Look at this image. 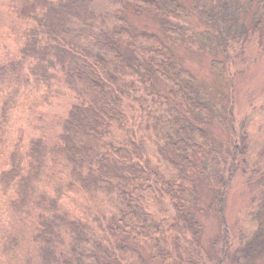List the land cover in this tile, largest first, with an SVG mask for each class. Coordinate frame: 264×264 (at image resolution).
<instances>
[{
  "label": "trees",
  "instance_id": "obj_1",
  "mask_svg": "<svg viewBox=\"0 0 264 264\" xmlns=\"http://www.w3.org/2000/svg\"><path fill=\"white\" fill-rule=\"evenodd\" d=\"M127 1L137 13L147 11L166 19L167 32L177 30L170 17H183L188 12L180 0ZM192 2V10L207 27L196 39L200 48L221 50L225 56V61L214 62V68L229 73L226 116L202 93L198 79L170 56L160 36L131 32L125 14L119 13L113 21L110 11L94 8L95 0H0V190L8 213L33 223L40 260L28 264H89L92 259L95 264L103 257L124 264H145L133 250L129 260V247L106 236V230L116 235V228L112 231L107 223L108 213L138 228L149 254L167 263L173 258L169 242L154 236L164 222L158 217L161 212L167 215L181 256L190 264L204 260L200 241L203 225L189 210L197 202L196 181L178 163L179 168L176 164L173 170L156 168L149 148L152 135L194 170L199 169L194 156L203 155L202 172L217 185L211 209L223 224L226 240L219 262L227 264L231 245L229 229L225 228V204L237 173L249 170L251 142L240 130L234 112L236 77L244 69L238 67L237 59L243 55L242 62L247 63L246 44L264 29V0L253 14L250 31L246 18L255 5L252 0ZM5 12L13 21L17 53L1 37L7 26L2 22ZM182 38L179 40L189 42ZM127 48L132 50L131 56L124 52ZM145 60L195 113L194 121L181 111L173 115L171 104L164 108L163 95L154 86L146 90L140 77ZM150 96L162 101L151 104ZM60 101H68L70 108L58 123L61 131L56 141L37 134L31 117L32 134L27 127H20L17 137H8L14 115L23 117L27 110L35 114L39 108ZM128 107L139 111L136 115L149 126L140 122L138 129L129 127L132 121H139L129 117ZM203 119L226 120L231 138L228 153L214 150L216 155H210L213 138L199 125ZM115 131L125 136L115 138ZM174 170L183 182L170 179ZM74 197L93 208L100 238L94 237L98 233L91 223L72 214L63 202ZM19 246L17 236L0 234V258L4 261L13 257ZM253 252L257 255L260 251L253 245L249 250L252 257Z\"/></svg>",
  "mask_w": 264,
  "mask_h": 264
},
{
  "label": "rangeland",
  "instance_id": "obj_2",
  "mask_svg": "<svg viewBox=\"0 0 264 264\" xmlns=\"http://www.w3.org/2000/svg\"><path fill=\"white\" fill-rule=\"evenodd\" d=\"M1 1L7 2L8 0ZM118 1L95 0L94 8L99 12L110 11L114 16L113 21L118 20L120 14H125L133 33L145 31L159 35L168 46L170 56L177 59L184 68L188 69L198 79L202 93L217 106L221 107L225 111L226 116L229 108V73L227 69L222 73L214 68V62L225 61V56L221 50L200 48L196 39L200 32L207 30V27L192 10V0H180L187 7L188 12L183 17H170V20L176 24L177 28L173 32H167L168 30L165 29L166 19L158 18L147 11L137 13L134 6L127 0ZM252 1L255 5L250 9L246 18L249 31L253 30L251 29L253 14L259 7L260 0ZM3 8L6 10V7ZM2 22H5L4 25L7 26L1 37L7 39L14 52L17 53L16 47L18 43L13 39L15 37L11 28L13 21L6 12ZM183 31H185L184 35H182ZM181 37L188 39L190 43L179 40ZM191 37L195 39V42L192 43L190 41ZM244 50H246L247 63L243 64V55H240L237 59L240 65L238 67L244 69L238 72L236 77L234 112L240 130L242 128L243 133L245 132L248 139L251 140L249 162L247 163V169L249 170L244 173L243 171L237 173L226 199L225 214L227 224L225 228L228 227L229 229L228 242L231 245L226 257H228L227 264H264V29L260 33H255L251 36V40L247 42ZM124 52L129 56L132 54L130 48L125 49ZM132 60L137 65L134 57ZM140 77L144 81L142 84L146 87V90H152V86H154L155 90L163 95L164 108L171 104L174 108L173 115H178V111H181L194 121L195 113L191 112L183 104V100L179 96H175L171 92L172 85L170 82L159 76L146 60L143 61V68L140 69ZM146 90H143L145 95L148 94ZM149 99L151 104L162 101L154 96H150ZM69 108L70 104L68 101H60L53 106L39 108L35 114L27 110V114L23 117L14 115L11 126L8 128L10 131L8 137L10 139L17 137L20 127H27L29 133L32 134L34 131L31 124L32 120V123L34 122V125H37L35 130L37 134L46 135L51 141H56L61 131L58 123L67 115ZM136 112L139 111L128 107L129 117L131 119L137 117L139 121L138 123L132 121L129 127L138 129L140 122L144 127H148L149 123L142 121H146V119L139 118ZM164 113L171 115L168 111H164ZM30 117L31 120L28 119ZM38 119H41V121ZM225 121L215 120L207 122L204 119L200 122L198 121L199 125L208 129L213 138L212 148H210L212 153L210 155H216L214 150L225 153L230 150L231 138ZM124 136V132L115 131L114 133L115 138L121 139ZM152 138L149 141V148L154 155L156 168L159 171L164 169L163 166L173 170L174 165L178 163L196 181L197 202L189 210L197 214L203 225L200 241L205 253L204 260L200 264H221L219 261L226 240L223 236V224L218 214L211 209L217 194V185L205 177L202 172L205 168L203 155L196 154L194 156L196 164L199 165V169L194 170L190 166L182 164L172 150L167 149L157 136L152 135ZM170 179L174 183L183 182L178 170H174ZM63 182L66 183L67 180L64 179ZM63 202L71 210L72 214L84 217L86 221L95 227L98 236L94 237L100 238L102 236L97 223L93 219V214H91L93 208L86 207L82 200L75 197L66 198ZM108 217L107 223L112 231V227L116 228V235H112L109 230H106V236L116 244H124L129 247V260L133 259L131 255V250H133L137 252L136 256L140 257L145 264H190L186 258L184 259L181 256L180 246L175 242V233L167 221V215L158 212V217H162L164 222L160 225L159 232L154 234L156 238L160 237L169 242L173 258L167 263H163L162 260L153 258L149 254L142 242V235L138 228L128 226L126 222L118 219H113L109 213ZM102 221L105 222V219L103 218ZM107 223H105V227H107ZM34 232L33 223L30 220L24 217L18 218L8 213L0 190V234L6 233L10 236H17L20 239L18 251L6 261L0 258V264H28L30 260L39 263L38 250L33 238ZM253 245L254 248L258 247L260 251L257 255L253 252L254 257L249 253ZM93 261L94 259L90 260L89 264H94ZM106 262L107 264H124L117 260L110 261L104 257L95 264H105Z\"/></svg>",
  "mask_w": 264,
  "mask_h": 264
}]
</instances>
